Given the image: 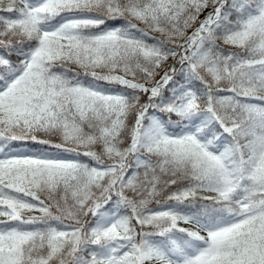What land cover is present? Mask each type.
Returning a JSON list of instances; mask_svg holds the SVG:
<instances>
[{"label":"snow or ice","instance_id":"6c2138e0","mask_svg":"<svg viewBox=\"0 0 264 264\" xmlns=\"http://www.w3.org/2000/svg\"><path fill=\"white\" fill-rule=\"evenodd\" d=\"M0 264H264V0H0Z\"/></svg>","mask_w":264,"mask_h":264}]
</instances>
